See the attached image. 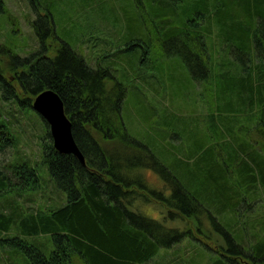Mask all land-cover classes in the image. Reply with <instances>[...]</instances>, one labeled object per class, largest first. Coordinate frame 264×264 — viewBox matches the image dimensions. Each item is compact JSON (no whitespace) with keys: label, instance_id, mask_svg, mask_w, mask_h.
<instances>
[{"label":"trees","instance_id":"16d2710c","mask_svg":"<svg viewBox=\"0 0 264 264\" xmlns=\"http://www.w3.org/2000/svg\"><path fill=\"white\" fill-rule=\"evenodd\" d=\"M36 1L31 0L35 7ZM137 1L142 2L134 0V3ZM145 1L147 8L142 2L143 7L136 10L146 18V33L134 32L127 43L122 41L123 45L114 52L101 55L96 67L77 50L80 36L71 38L70 43L55 32L53 39L58 45L49 47V33L56 29L50 13L39 15L32 22L39 48L29 56L22 57L0 46L9 58L7 67L0 64L2 99L30 108L37 95L47 89L55 90L64 102L75 141L85 158L83 164L73 154L58 152L50 126L42 118L40 162L47 167L65 199L57 205L29 211L5 200V204H0V247L9 246L20 256L25 255L27 264H74L75 257L85 264H146L162 246L168 248L196 235L200 239L201 255L190 262L185 260L187 264H264V240L250 243L247 249L246 238L247 235L258 237L261 222L258 215L253 216L252 207L248 206L249 212H244V203L248 199L258 203L260 196L258 189L252 192L260 179L253 163H262L264 180V0ZM41 20L52 23L44 34L40 31ZM179 44L192 54L189 59L176 49L181 48ZM51 52L54 54L50 55ZM119 54H125L128 66L133 69L139 62L150 64L141 78L158 84L153 89L156 93L165 86L162 72L169 70L171 64L180 70L175 73L176 78L188 81L191 87L198 84L203 87L204 93L199 97L208 100L205 103L209 105L204 121L214 135L212 143L203 137L205 141L197 150L202 159L208 160L201 171L210 178L218 177L226 188L231 185L227 194L232 200L222 196L223 192L217 196L199 193L205 187L203 179L195 190L196 187L185 182L190 179L186 174L183 177L178 169L167 167L152 146L128 132L124 115L129 97L125 99L122 83L113 81L110 86L112 75L108 71L109 65L114 67L117 63L113 58ZM156 54L159 59L150 62ZM182 58L188 63L190 75ZM125 68L122 65L123 72ZM213 89L214 96L210 98L214 108L209 97L204 99ZM182 100L193 102L195 112L199 109L195 97ZM159 103L157 107L143 106L154 112ZM226 109L230 114L224 113ZM245 112L244 116L240 115ZM241 117L247 123L232 128V123L237 124ZM253 131L257 137L252 135ZM218 142L224 144L225 154L213 153ZM14 145L10 124L0 112V152ZM212 158L213 168L206 172ZM228 161L235 167L231 181L228 167L225 168ZM38 167V162L16 158L4 170L0 169V196L22 197L25 190L41 188ZM147 170L164 180L165 187L171 190L170 197L150 186L145 177ZM207 179L215 180L208 176ZM154 198L170 208V218L185 223L183 230L167 229L168 236L176 234L168 243L161 240L165 238L164 224L145 216L134 205L136 200L147 202ZM190 222L196 226L195 233L188 227ZM40 235L50 240L41 241ZM206 248L214 249L216 256H206Z\"/></svg>","mask_w":264,"mask_h":264},{"label":"rangeland","instance_id":"374dc122","mask_svg":"<svg viewBox=\"0 0 264 264\" xmlns=\"http://www.w3.org/2000/svg\"><path fill=\"white\" fill-rule=\"evenodd\" d=\"M142 2L145 3V8H147V1L142 0ZM142 2L137 1L134 3V0H37L35 7L32 5L31 0H0V7L2 8L0 9V46L4 49L7 47L11 53H16L22 57L29 56L39 48V37L35 33L32 22L37 21L39 15L45 16L47 13H50L53 16L56 29H54V32L51 31L49 33L51 38L49 47L54 46L55 48L58 45V42L53 39L55 32L64 41L66 40L70 43H72L71 38L80 36L82 40L76 47L77 50L93 66H97L98 60H101L99 58L101 55L112 53L122 46L123 42L127 43L132 38L134 32L143 35L146 33V24H148H145L146 18L140 16L136 10V8L143 7ZM39 26L40 31L44 34L52 26V23L41 20ZM213 35L214 33H211L210 37L214 41L215 36ZM195 38L199 42V39ZM179 46L181 48L176 47V49H180L182 55L186 59H189L188 56H192V54L183 45L179 44ZM214 46L217 48L216 44ZM169 49L173 50L172 46H169ZM53 54L54 52H51L50 55ZM155 58L159 59L157 54L156 57L150 58L149 61L153 62ZM7 59H9L8 55L0 49V64L2 63L3 67H7ZM113 60L117 63L114 67L109 65L108 71L112 75L110 86L113 81L122 83L124 92H126L125 99L129 97L127 99V112L124 115L125 127L128 129V132L148 143L150 147L152 146L158 159L167 167L178 169L183 177L186 174L190 179H186L185 182L196 187L195 190L199 188L200 179H203L205 187L199 189V193L217 196L223 192V194L221 193L222 196L227 195L232 200V196L227 194V191L231 190V185H227L226 188L225 182L220 181L218 177L213 175L210 178V175L207 173L203 174L201 171L204 163H207L208 160L202 159L200 151L197 152V150L202 142L205 141L204 138L212 143V135H214L212 129L204 121L207 117L204 114H206V111H209V105L205 103L208 100L203 101L199 97L204 93V91L202 92L203 87L200 84L196 87H191L188 81L176 78L175 73L180 72V70L176 68L175 64H171L169 70L162 72V80L165 86L160 89L159 93H156L153 89L157 88L158 84L151 79L144 82L141 78V75L145 74L143 70L150 67L148 62H139L133 69L128 66V59L125 57V54H119ZM182 60L186 68L185 71L190 75L187 61L184 58ZM122 65L126 67L125 72L122 71ZM103 66L106 65L103 64ZM12 75L14 76V74ZM5 76L11 78L10 74H6ZM16 89L21 95L22 92L19 88L16 87ZM1 96L0 90V112L4 114L10 124L11 132L15 137V145L6 152H0V169L4 170L16 158H27L33 164L38 162V168L41 170L39 171L41 175V188L35 191L25 190L22 197L10 194L0 196V204H5V200L9 199L14 202V206L18 204L20 208L29 211L30 208L32 210L41 209L50 205H57V202L61 203L65 199V194L55 187V182L51 179L47 167L43 166L42 162H40L42 154L41 137L44 134L42 116L33 109V106L30 108L23 107L14 101L2 99ZM21 96H24V94ZM213 96L214 89L208 91V96H205L204 99ZM184 97H195V102L199 106V109L195 112L192 106L194 103L184 102L182 100ZM34 99L31 101L32 104ZM159 101L158 109L155 108L156 111L154 112L149 107L145 108L143 106L146 104L157 107ZM210 106L212 108L215 107L211 98ZM165 108L167 110H164ZM224 113L230 114V110L226 109ZM244 114L246 112L240 115L244 116ZM151 115L152 117L149 118ZM246 123L245 118L241 117L238 123L235 124L233 122L231 127L235 128ZM242 135L244 136V134ZM252 135L257 137L254 131ZM243 139H246L245 136ZM243 139L240 141H243ZM231 142L233 143V140ZM215 152L225 154V146L222 142L215 144V151L213 153ZM213 161L214 158L211 159L206 172L212 170ZM232 164L231 161H228V166L227 164L225 165V168L228 167L230 181L235 169V167L230 166ZM262 167V163H253L254 172L261 179H259L252 189V192H256L258 189L260 194L258 203L256 200L248 199L244 203L245 207L244 204L241 206L242 209L244 207L245 213L249 212V209L247 210L248 206L252 207L254 211L253 216L258 215L261 222L257 231L258 237L252 238L247 235V249L250 248V243L254 244L258 240H264V180L261 173ZM214 174L217 175L216 170H214ZM236 175L238 176L237 173ZM207 176L209 179L215 180L210 182ZM145 177L150 186L156 190H162L165 197L172 195L171 190L165 187L164 180L157 173L147 170ZM225 188L226 190H224ZM148 200L147 202L143 201V199L136 200L134 205L139 207V210L145 216L157 219L164 224L166 227L164 232L165 238L161 240L164 243H168L169 239L175 237L176 234L168 236L167 229L183 230L185 229V223L179 221V219L172 218V216L170 218L168 211L171 210L169 207H164L162 202H157L155 198ZM248 217L251 216L244 215V218ZM192 223L190 222V226L188 227H192L195 233L196 226ZM9 236L14 235L10 234ZM29 239L32 240L33 238ZM38 239L49 241L50 237L40 235ZM215 240L216 238L212 241L215 242ZM199 241L200 239L195 235L192 238H184L171 247L162 246L159 252L146 264H187L185 260L190 262L193 257L201 255ZM220 243L224 245L225 241L220 240ZM205 252L206 256H216L212 248H206ZM244 252L245 254H249L246 251ZM20 254L15 253L9 246L0 247V264H27V261L23 259L26 258L25 255L20 256ZM74 264L85 263L82 259L75 257Z\"/></svg>","mask_w":264,"mask_h":264},{"label":"water","instance_id":"95a60500","mask_svg":"<svg viewBox=\"0 0 264 264\" xmlns=\"http://www.w3.org/2000/svg\"><path fill=\"white\" fill-rule=\"evenodd\" d=\"M33 108L50 126L54 147L62 154H73L85 164V158L73 134V124L67 116L60 94L47 89L36 96Z\"/></svg>","mask_w":264,"mask_h":264}]
</instances>
